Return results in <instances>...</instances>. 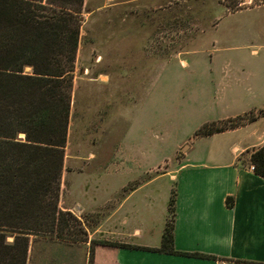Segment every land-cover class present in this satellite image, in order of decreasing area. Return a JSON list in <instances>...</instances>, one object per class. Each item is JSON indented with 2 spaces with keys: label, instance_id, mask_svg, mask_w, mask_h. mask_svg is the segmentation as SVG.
Masks as SVG:
<instances>
[{
  "label": "rangeland",
  "instance_id": "1",
  "mask_svg": "<svg viewBox=\"0 0 264 264\" xmlns=\"http://www.w3.org/2000/svg\"><path fill=\"white\" fill-rule=\"evenodd\" d=\"M80 21L64 158L136 154L173 170L201 118L189 81L248 78L251 50L264 53V0H83ZM81 219L87 241L29 235L25 264H107L103 213Z\"/></svg>",
  "mask_w": 264,
  "mask_h": 264
},
{
  "label": "crops",
  "instance_id": "2",
  "mask_svg": "<svg viewBox=\"0 0 264 264\" xmlns=\"http://www.w3.org/2000/svg\"><path fill=\"white\" fill-rule=\"evenodd\" d=\"M251 51L254 74L248 78L205 75L189 81L201 118L176 144L174 150L186 148L173 170L156 169L161 159L142 164L136 154L113 155L108 163L92 151L65 156L59 206L80 219L102 212L107 239L127 245H107V264H264V178L249 161L264 144V112L194 135L204 123L264 109V53ZM171 190L174 249L206 256L147 249L160 246Z\"/></svg>",
  "mask_w": 264,
  "mask_h": 264
},
{
  "label": "trees",
  "instance_id": "3",
  "mask_svg": "<svg viewBox=\"0 0 264 264\" xmlns=\"http://www.w3.org/2000/svg\"><path fill=\"white\" fill-rule=\"evenodd\" d=\"M82 6L83 0H0V264H25L29 235L87 241L81 219L59 206ZM263 112L207 122L194 135L219 132ZM249 161L264 178V144ZM173 204L172 191V219L160 246L147 249L206 256L174 249Z\"/></svg>",
  "mask_w": 264,
  "mask_h": 264
},
{
  "label": "built area",
  "instance_id": "4",
  "mask_svg": "<svg viewBox=\"0 0 264 264\" xmlns=\"http://www.w3.org/2000/svg\"><path fill=\"white\" fill-rule=\"evenodd\" d=\"M251 168H252V165H251Z\"/></svg>",
  "mask_w": 264,
  "mask_h": 264
}]
</instances>
